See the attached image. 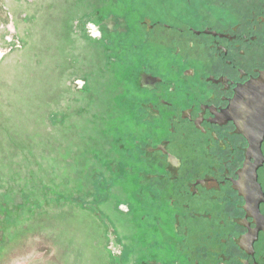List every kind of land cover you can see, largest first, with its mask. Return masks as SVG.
<instances>
[{
	"label": "flooded vegetation",
	"instance_id": "obj_1",
	"mask_svg": "<svg viewBox=\"0 0 264 264\" xmlns=\"http://www.w3.org/2000/svg\"><path fill=\"white\" fill-rule=\"evenodd\" d=\"M127 4L103 0L91 24L113 127L130 89L138 106L130 141L104 133L140 208L127 263L264 264V0Z\"/></svg>",
	"mask_w": 264,
	"mask_h": 264
},
{
	"label": "rangeland",
	"instance_id": "obj_2",
	"mask_svg": "<svg viewBox=\"0 0 264 264\" xmlns=\"http://www.w3.org/2000/svg\"><path fill=\"white\" fill-rule=\"evenodd\" d=\"M102 3L0 0V264H126L139 248L137 193L115 180L104 135L123 138L138 106L130 89L117 131L91 25Z\"/></svg>",
	"mask_w": 264,
	"mask_h": 264
},
{
	"label": "trees",
	"instance_id": "obj_3",
	"mask_svg": "<svg viewBox=\"0 0 264 264\" xmlns=\"http://www.w3.org/2000/svg\"><path fill=\"white\" fill-rule=\"evenodd\" d=\"M38 191H43V189L42 188H38L37 189ZM36 190V191H37ZM136 193V192H135ZM4 197V195H2V194H0V205H2V201H1V198H3ZM5 197H7V195H5ZM25 199L27 200L28 199V195L27 194H25ZM137 201V200H136Z\"/></svg>",
	"mask_w": 264,
	"mask_h": 264
}]
</instances>
